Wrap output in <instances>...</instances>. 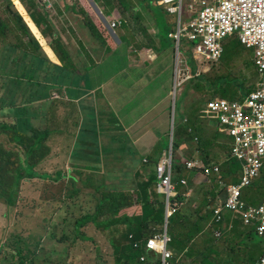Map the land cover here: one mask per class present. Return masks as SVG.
I'll use <instances>...</instances> for the list:
<instances>
[{
	"label": "crops",
	"instance_id": "obj_1",
	"mask_svg": "<svg viewBox=\"0 0 264 264\" xmlns=\"http://www.w3.org/2000/svg\"><path fill=\"white\" fill-rule=\"evenodd\" d=\"M36 1L40 11L48 14L53 26L51 34H48V37L43 36L41 28H38L29 16L23 2L18 0L16 7L25 16L23 18L41 50H37L35 42L25 34V43L22 42L21 50L17 53L20 54V57H17L20 60L13 62L11 59L14 53L6 58L8 52L5 48L16 44H4L3 62L0 63V124L17 125L18 130L23 132L31 129L42 132V137L48 124L54 131L59 130L62 122L66 130L62 134L51 133L42 142L41 150L34 151V158L31 157V150L18 145L19 141L0 135V163L3 165L0 169V249L6 245V264H27L26 257L29 255L32 264H46L48 257H51L53 264L58 258H65V261L58 260V264H76L73 259L75 256H82L80 258L83 259L92 256V253H88L90 246L88 250L80 249V243L70 247L68 239L75 226L76 208L69 198L74 190L71 179H85L87 175L96 174L93 173L95 169L98 173L96 175L107 178L110 183L116 185V189H121L120 191L133 197L131 206L125 209L130 219L123 222L120 228L130 231L132 236L136 235V239H133L139 246L167 230L172 238L168 248L177 255L182 254L185 261L191 262L190 258H186L191 245H195L197 251L202 252L205 239L215 236L218 231L221 233L219 236L230 231L228 236L231 238L232 233L239 231L240 235L235 241L244 243L247 250L237 252L241 259L243 253L248 255V262L242 263L240 260V264H253L259 257H250L251 252L253 255L256 253L255 247L250 243L251 227H246L241 219L231 212L225 213V218L220 223L214 221V201L224 199L227 195L226 188L221 189L220 181L215 178L210 184L211 187L206 185L203 188H194L192 186H196L198 182L195 178L191 180L187 176L189 174H186L184 179L189 183L188 186L179 191L176 189V200L182 199L183 205L172 217L166 215V196L163 191L157 189V181H154V185L148 182L154 177L156 164L169 150L172 153L173 138L171 139L170 135L172 125L174 126L171 114L174 107L172 110L170 91L164 85V91L156 98L155 89L146 87L154 81L153 77L149 78L152 72H156L153 67L163 63V60H157L156 56L146 58L150 60L149 67L140 71L138 67H132L127 59L122 60L119 54L124 53L123 40L116 34L117 28L111 29L104 24L107 17L104 10L109 9L99 5L97 0ZM74 4H77L76 12L82 7L85 12V9L91 10L96 15L97 21L103 25L116 46L113 52L106 53L103 48L93 44L86 28L78 22L82 19L81 16L65 8ZM115 11L117 10H112L110 14ZM0 14L4 18L1 12ZM167 22L172 23V20L168 19ZM57 38L62 45L53 50L51 40ZM155 41L153 39L152 42ZM61 57L64 59L62 64L67 67L70 64L89 65L87 74H72L67 78L68 72L63 74L58 70V67H62ZM44 58L48 61L45 64ZM45 68L48 72H45ZM129 71L136 72L137 78H128L124 81L126 84L122 81L118 89L110 91V83ZM153 76H159V72ZM144 78L148 79L144 86H137L141 81H145ZM91 79L96 82L93 87ZM168 80L170 81L169 78ZM134 96L139 98L135 111L128 104ZM139 105L146 108L137 112ZM49 119H52L53 123H50ZM195 119L198 120L197 117ZM198 122V125H195V121L189 117H184L178 122L180 125L177 127L175 139L180 141L177 158L181 159L182 163L191 160L202 161L204 155L203 151H190V141L185 135L182 137L178 133L180 128L186 126L187 132L195 133L194 128L198 135L211 141L209 147L216 151L220 149V142L225 139L226 135L219 127L202 125L200 120ZM81 137L84 139L78 144ZM39 142L41 141L38 138L32 141L34 145ZM30 158H33L34 166H31ZM221 170L223 174V169ZM55 174H61L59 181H45L48 178L46 175ZM7 175L10 182L8 184L5 179ZM147 184L148 188L142 193ZM225 184L231 185L226 181ZM206 187L208 189H204ZM138 199L140 203L137 202ZM204 199L209 203V211L203 208ZM261 202L262 199L258 205ZM197 203L199 206H196ZM200 208L202 209L198 214ZM71 212L72 218L69 217ZM203 216L206 218L201 220ZM143 221L145 222L142 228L146 229L139 230ZM187 221H200L201 232L197 230L196 236L189 243L190 246ZM65 230L68 234L66 242H58L57 236L60 239ZM253 230L256 233L254 228ZM139 231H143V235ZM172 242L176 243L171 245ZM19 243L23 244V257L26 259L24 261L22 257L18 263L16 248ZM31 243H35L34 250ZM225 250L224 248V252ZM102 251L105 256L106 248ZM85 256L87 258H84ZM228 257L232 264H236L232 252ZM202 262L204 261L198 256L194 264ZM0 264H3V261Z\"/></svg>",
	"mask_w": 264,
	"mask_h": 264
},
{
	"label": "trees",
	"instance_id": "obj_2",
	"mask_svg": "<svg viewBox=\"0 0 264 264\" xmlns=\"http://www.w3.org/2000/svg\"><path fill=\"white\" fill-rule=\"evenodd\" d=\"M10 3V8L12 11H14L13 15L15 16L16 20L19 23L20 30L23 31L25 34H27L32 41L35 42V47L37 50H41V47L38 45L36 38L34 35L30 32V29L28 25L26 24L24 18L21 16L19 12L16 11L15 7L12 5L11 1L8 0ZM29 14V16L32 18V20L36 23L38 28H41V33L43 34L44 37H48V34H51L52 30V24L50 22V19L48 17L47 13H42L39 8V4L37 3L36 0H21ZM102 3V6L104 8H108L109 10H104L106 16H108V13L111 12L112 10H117L118 13H120V9L118 8L119 3L120 7L124 11H128L130 8V5L125 2V0H98ZM140 4L145 5L148 10L152 13V16L154 17V22L157 27V36H161V38L165 37L167 40L172 41L173 40L168 36V33H166L165 36L161 35V31L169 26V24L166 22L164 24L163 22V14L164 12L155 5V0H140ZM76 6L77 4L71 6H66L65 8L69 11H72L73 13H77L78 15L81 16L82 19H79V23L83 25L88 34L89 37L91 38V41L93 42L94 45L100 46L103 48L104 52L106 53H111L116 49L115 44L113 43L112 39L106 32V30L103 28V25L100 24L97 21L96 15L91 11V10H86V12L81 8H79L78 12H76ZM124 7V8H123ZM134 10L135 8L132 7ZM120 10V11H119ZM108 11V12H107ZM46 27H44V26ZM5 24L2 21V17L0 14V34L4 35L5 32ZM119 27H123V25L120 23ZM116 27V28H119ZM228 41H230L232 44H240L242 45L241 41L239 38L236 36L233 38H228ZM51 47L53 50H56V47L61 46L62 43L57 39H52L51 40ZM156 42V41H155ZM124 43V41H123ZM5 43L0 41V63L3 62V46ZM50 44V41H49ZM91 43V45H93ZM244 46V45H243ZM10 47L9 49H12L11 47H14V49H18L17 53L20 52L21 48L20 45L18 46H8ZM8 47L5 48L6 52H8V55H6V58L10 57L11 53H16V52H11V50H8ZM152 50L156 55H160L163 51L162 49V44L161 41L158 42L157 40V45H152ZM246 48V47H245ZM252 50V49H251ZM67 55V54H66ZM191 57V56H190ZM68 58V55L66 56ZM60 60V59H59ZM192 57H191V62H192ZM48 62L46 58H44V64ZM61 64L64 62V59L61 57L60 60ZM194 63V61H193ZM57 68V67H56ZM90 68L89 65H82V66H77L70 64L69 67L66 65L62 64V67H58V70L65 74L66 72L69 73V76L67 75V78H70L72 74L75 75H80V74H87V70ZM196 67L194 70H190L192 77L187 80V85L191 87V84H195L196 87L199 89L202 87H209L211 88L213 84L215 83H222V76H219L217 79L212 80L206 75L196 74ZM45 72H48L47 69L45 68ZM234 84H237L236 79L233 81ZM243 91L244 97L250 94V92L245 89V88H240ZM208 100V99H206ZM206 100H204L202 103L205 104ZM2 102V100H0ZM204 114L202 106H200L199 111H194L193 114L189 117L190 119H193L195 121V125H198V120H200L202 125H206L205 123H202L204 121L201 116ZM197 117L198 120L195 118ZM50 123L53 120L49 119L48 120ZM180 123H178V126ZM183 126V124H181ZM177 126V127H178ZM51 125L48 124L46 131L43 133L44 136L42 137V132H38L35 130H27L26 132L18 130L17 125L16 126H10V125H5V124H0V135H5L9 140H17L18 145L26 150H31V153L33 154L34 151H40L41 150V144L43 141L46 140L48 136H50L51 133L54 132L55 135L56 132L58 134H62L66 130V126L63 125L61 122L59 125V130L54 131L51 129ZM185 131L187 133V136L189 137L190 141V146L189 149L190 151L198 152V151H203L202 154L204 155V159L202 160L203 163L206 166H212L214 164L222 167L223 169V174L221 177H213L212 179L214 180L215 178L220 181L221 183H225V181H229L230 178H235V182L240 181V175H241V170L242 166L241 163L238 162V160L231 158L230 155H227L224 157L222 154L216 153V150L210 149L209 147V142H211L207 137H203L201 135L197 134V130L193 128V132H187V128H185ZM199 132V131H198ZM87 133H89L87 131ZM175 131H173V141H172V157H173V166H172V171H173V180L176 182L178 179H184L186 174L191 180L193 178H196L195 175H201L202 170H188L186 167V164L182 160L177 158V151L178 148H180V141L175 139ZM182 137H184V127L180 128L179 132ZM194 135H197L198 141H194ZM36 138H38L41 142L38 143V145H34L32 141H34ZM93 138L94 137H90ZM79 138H77L78 140ZM84 138L81 137L78 140V144L82 142ZM90 148V147H89ZM230 154V153H229ZM215 155V156H213ZM217 155L223 157V162H218L216 157ZM34 158L33 156H31ZM33 158H30V163L31 166H34ZM192 158V157H191ZM190 159V158H189ZM1 162V161H0ZM2 163H0V169L2 167ZM33 167H31L32 169ZM96 170V169H95ZM93 170V173H97V171ZM156 173V170H155ZM154 173V177L148 181L150 184L154 185V181L157 180V176ZM87 175L85 179L82 178H74L71 179V183L73 184V193L70 196V201L75 203V220H74V228L71 230L70 237L68 241L70 242V247L74 246L75 244L80 243V249L85 248L84 250H88L89 246L92 248V256L88 258V261L91 264H113V260L115 264H161V255L151 252L147 253L146 252V243L140 245L138 248L133 247L134 239H136V235H131L130 231H124L120 228L123 222H125L129 218V214L126 213V210L129 206L132 204V198L131 195L124 193L123 191H120L121 189H116V185L110 183L107 178H104L100 175ZM48 178L45 179V181H59L61 179V174H55V175H46ZM82 177V176H81ZM9 175L5 177L6 183H10L8 181ZM20 180V178H19ZM190 180V181H191ZM156 183V184H157ZM179 186L181 185L180 182H176L175 184ZM208 183L207 179H204V184ZM157 187V185H156ZM182 187V185H181ZM148 188V184L146 187L141 191L144 193L146 189ZM85 191V192H84ZM137 202H141L140 199L137 200ZM203 208L206 211H209L208 209V201L206 199L203 200ZM202 208L198 209V214L201 211ZM125 210V212H124ZM142 212V211H141ZM141 212H139L141 214ZM73 213L71 212L69 214V217L72 218ZM132 216V215H131ZM202 216V215H201ZM206 216L201 217V220H204ZM185 220V219H184ZM145 221L140 223L139 230L146 229L142 228L143 224ZM185 224V222H184ZM190 230V240L188 242V246H190L192 239L196 236L197 230L200 229V221H195V222H189L187 221L186 224ZM185 225V226H186ZM146 227V226H145ZM140 233L143 231H139ZM201 232V230H199ZM239 232V231H238ZM238 232L232 233V240H236V237L240 234ZM139 233V234H140ZM52 236V232L50 233ZM131 235V237H130ZM222 236V235H221ZM221 236H211L208 239H205V246L202 249V252H198L197 249L195 248V245L190 246V250L187 252L186 258H190L192 261L188 262L187 260L185 261L184 258V263L185 264H194V261L197 260V257L200 256L201 259L204 261L202 264H232V260L228 257L230 255V252L234 249L233 246L230 247H225V254L222 255L218 252L216 247L214 246L215 241L219 240ZM68 234L67 231H64V235L58 239V242H62L67 240ZM134 238V239H133ZM149 237H147L148 239ZM146 239V241H147ZM225 240L228 239V235L225 234V236L222 238ZM106 248V255H103V248ZM253 252H251L250 255H252ZM145 255L146 259L145 261H141V256ZM82 256H75L73 259L75 262L83 260V258H80ZM209 257H213L215 260H210ZM49 259L45 262L46 264H53V261L51 257H48ZM259 259V258H258ZM257 259V260H258ZM56 263L58 264L59 261L57 260ZM54 262V264H56Z\"/></svg>",
	"mask_w": 264,
	"mask_h": 264
},
{
	"label": "built area",
	"instance_id": "obj_3",
	"mask_svg": "<svg viewBox=\"0 0 264 264\" xmlns=\"http://www.w3.org/2000/svg\"><path fill=\"white\" fill-rule=\"evenodd\" d=\"M155 5L175 18L177 28L169 33V37L175 43L176 54L183 38L191 44L193 60L203 67L220 61L224 53L223 42L233 36L254 51L253 62L261 78L257 87L242 101L209 100L201 118L213 120L207 125L219 127L232 138L230 156L242 166L240 182L228 186L227 197L219 200L216 222L223 219L225 210L229 211L239 216L245 226L255 227L264 239V198L258 206L248 205L242 198V191L259 178L264 167V0H155ZM183 19L187 22L183 23ZM119 24L114 20L110 27ZM190 78V71L183 74L181 69L174 70L173 98L177 90L175 85L181 87ZM186 166L190 170H202L201 176L209 181L214 176H221V168L216 164L206 166L202 161L191 160ZM156 175L158 189L167 197V217H171L180 210L183 201L176 200L170 153L158 163ZM181 183L188 184L186 180ZM217 235H220L219 231ZM170 240L167 232L155 235L147 241L146 250L159 253L162 264H184L181 257L168 249ZM138 246L133 243L134 248ZM145 259V255L141 256V261ZM253 264H264V255Z\"/></svg>",
	"mask_w": 264,
	"mask_h": 264
},
{
	"label": "rangeland",
	"instance_id": "obj_4",
	"mask_svg": "<svg viewBox=\"0 0 264 264\" xmlns=\"http://www.w3.org/2000/svg\"><path fill=\"white\" fill-rule=\"evenodd\" d=\"M139 1L140 0H125V2L130 5L128 11H124L117 2L118 8L121 10V11L119 10L120 13L115 11L113 12V14H110L109 12L108 14L110 15L107 16L108 18L105 17L106 23L104 22V24L108 25V27L111 28L110 24L112 21L121 20V24L123 25V27L117 28L116 34H119L120 39L124 41V53L121 54L120 52L119 57L121 58L122 56V60L127 59L128 61H130L132 67L135 66L138 67L139 71L141 69L143 70L147 69V66L149 67V61H150L147 59L151 58L149 56H153V57L156 56L157 60H163V63L157 64L153 67L154 70H156V72H152V76H149V78L151 79V77H153L154 81L149 86H146L151 90L155 89L154 94L156 95V98L159 94H161L164 91V85L166 86L167 90L170 91V96H171L174 87L175 69H181L183 71V74H185L187 70L188 71L194 70V68L196 67L197 69L196 74L206 75L212 80H215L219 76H222L221 78L223 80L222 83H224V84H220L218 82L213 84L211 88L202 87L200 89L196 87L195 84H191L192 86L189 87L187 85V81L184 82L181 87L175 85L177 87V90H176V97L174 99L175 100L174 112L173 113L171 112L172 117L174 119V126L172 125L173 130H172V134L170 135L172 138H173V131L177 132L178 122L182 118L190 117L194 111L200 110V106H202L203 112L205 113L206 107L205 104L202 103L204 100L211 98L213 99L223 98L229 101H242L245 99V97L243 95L242 89L240 88H245L249 92H251L257 87V84L259 81H261V78L259 77L257 67L253 62L254 59L253 50L245 48V46L240 44H235V43L232 44L230 41L226 39L223 42L224 53L219 62H217L214 65L204 64V65H209L204 67L203 65H200L199 62L193 63V61L191 62V57H190L192 51L191 44L187 43L182 38L179 44L178 54H176L175 44L173 42L167 40L165 37L161 38V36L160 37L157 36V27L153 19L154 17L153 16L151 17L152 13L150 14L148 8L145 5L140 4ZM98 2L99 5H102L100 1ZM132 7H134L135 10ZM0 12L2 13V15H4L2 21L6 26L4 30L5 34L4 35L0 34V41L7 44L12 43L14 45L16 44V46L18 45L21 46L22 42L25 43L24 36L26 35L23 31L20 30L19 23L16 20L15 16L13 15L14 11H12V9L10 8V3L8 0H0ZM162 18L164 24L168 21V19L172 20L171 25L165 28V30L163 29L161 31L162 36H165L166 33L170 31H176L177 24L173 16L170 15L168 16L164 13ZM184 22H187V19H183V23ZM114 36L115 35L113 34V37ZM153 39L156 40V42H152ZM157 40L158 42L161 41L162 44L161 51L163 52L160 55H156L153 52V50L152 52H150V50L152 49L151 46L155 44L157 45ZM8 50L9 51L11 50V52H16L13 54V57L11 59L14 60L13 62H17L18 59L20 60V58H17L20 57V54L17 55L18 49L15 50L8 48ZM109 63H111V61H109ZM110 70H112V68H110ZM157 72H159V76L157 77L153 76ZM135 73L136 72L132 73L129 71L125 74L126 76L125 75L118 76L117 79H115L112 83H110L108 87L109 90L112 91L118 89L119 86L122 85V81L124 82L125 80H128V78L136 79L137 77L135 76ZM168 78L170 79V81L168 80ZM235 79L237 84L233 83ZM146 81H148V79H145V81H141L137 86H144V83ZM91 83H92V87L96 84L94 79H91ZM124 84H126V82H124ZM136 90H139V88H136ZM174 100H172L170 103L171 108L174 103ZM138 102H139V98L137 96H134L128 104L131 107H133L135 111L136 110L135 106ZM145 108L146 106L139 105L137 108V112H140ZM210 121L213 120H205L202 121V123L207 124ZM184 127L186 128V126ZM184 135L187 139H189L185 129H184ZM225 135H226L225 139L220 142L221 143L220 149H217L216 151V153L218 154L219 153L221 155L223 154L224 157L230 155L229 153L231 151L232 142H233L230 136H228L226 133ZM77 148H81V147L77 146ZM219 155H217L218 157H216L215 159H217L218 162H223L224 158ZM195 179H196L195 181L198 183L196 184V186H192V187L199 188L201 184H204V178H202L201 176H198ZM213 181L214 180L212 179V182ZM226 183L235 184L236 183L235 178H230L229 181H226ZM206 185L211 187L210 184H205L204 187ZM176 186H177L176 189L178 191L179 189L182 188L181 185L179 186L178 183ZM204 189H208V188L206 187ZM242 194L244 201L249 202L253 205L259 204L260 200L264 198V168L261 171V177L252 186L245 188L242 191ZM200 195H202V193ZM131 198L133 201L132 196ZM196 206H199V203H197ZM225 213L228 214V211H226ZM250 230H251L250 243L256 249V253L254 255L252 254V256L250 257L251 258L257 256L260 257L264 249V240L261 239L258 236V234L254 232L253 228H250ZM32 234H34V232H32ZM226 234L229 235L230 231L226 232ZM224 236L225 234H223L221 238L215 241L214 243V246L216 247L218 252L224 255V248L233 246L234 249L232 250V254L236 259V264H240V260L242 261V263L244 261L248 262L247 254L243 253V257L241 259L239 257V253L237 252V250H240L242 252L247 250L246 245L244 243H240V241L232 240L230 236H228L229 240L222 239ZM57 238L59 239L58 236ZM240 238L241 237L239 236V239ZM175 243L176 242H172L171 245H174ZM33 245H35V243H31L32 249L34 250ZM16 250L18 252L17 261L19 263L23 257V251H24L23 244L19 243L17 245ZM0 251L2 257L0 263H2L3 261V264H6L5 260L8 255L6 245L5 247L3 246L2 249H0ZM88 253H93L92 248L88 250ZM26 258H27V264H32V261L30 260V255L27 256ZM26 258L23 257V260L25 261ZM84 258H87V256H85ZM58 260L65 261V258H58ZM210 260H215V259L211 258ZM76 264H89L88 258L83 259L81 261H77ZM113 264H115L114 260H113Z\"/></svg>",
	"mask_w": 264,
	"mask_h": 264
},
{
	"label": "clouds",
	"instance_id": "obj_5",
	"mask_svg": "<svg viewBox=\"0 0 264 264\" xmlns=\"http://www.w3.org/2000/svg\"><path fill=\"white\" fill-rule=\"evenodd\" d=\"M10 1H11L12 5L15 7L16 11L19 12V13L21 14V12L19 11V9H17V7H16V1H18V0H10ZM13 1H14L15 3H14ZM161 10H162V9H161ZM162 11H163V10H162ZM163 12H164V11H163ZM164 13H165V12H164ZM165 14H166V13H165ZM166 15H167V14H166ZM21 16L23 17L22 14H21ZM168 16H169V15H168ZM118 21H119V23H121V20H118ZM167 23H168V22H167ZM168 24L171 25V23H168ZM119 26H120V24H119ZM119 26H115V27L112 28V29H115L116 27H119ZM170 32H171V31H170ZM168 36H169V34H168ZM173 43H174V41H173ZM174 44H175V43H174ZM175 49H176V48H175ZM178 49H179V48H178ZM175 52H176V50H175ZM149 57L152 58L153 56H149ZM154 57H155V56H154ZM154 57H153V58H154ZM191 57H192V56H191ZM192 60H193V58H192ZM193 61H194V60H193ZM194 63H196V62L194 61ZM196 72H197V71H196ZM190 73H191V72H190ZM195 75L197 76V75H199V74H195ZM191 77H192V75H191ZM251 92H252V91H251ZM251 92H250V93H251ZM172 93H173V92H172ZM247 96H248V95H247ZM247 96H246V97H247ZM170 97H171V100H174L175 97H176V94H175L174 98H173V95H172V94H171ZM211 99H213V98H211ZM211 99H209V100H211ZM209 100H208V101H209ZM208 101H206L205 104H206ZM174 104H175V100H174V103H173V105H172V110H173ZM206 125H207V124H206ZM208 126H209V125H208ZM172 127H173V126H172ZM172 130H173V128H172ZM171 139H172V137H171ZM198 140H199V139H198L197 135H194V141H198ZM168 153H170L171 160H172V166H173V157H172L171 150H169ZM168 153H167V154H168ZM230 153H231V151H230ZM161 159H162V158H161ZM190 160H191V159H190ZM159 162H160V161H159ZM159 162H158V163H159ZM186 162H187V161H186ZM186 162H185V164H186ZM158 163L156 164V167H157ZM203 164H204V163H203ZM186 167H187V166H186ZM220 168H221V167H220ZM263 168H264V167H263ZM187 169H188V168H187ZM155 170H156V168H155ZM188 170H190V169H188ZM262 170H263V169H262ZM241 173H242V172H241ZM156 176H157V175H156ZM199 176H200V175H199ZM221 176H222V170H221ZM221 176H219V177H221ZM202 177H203V176H202ZM214 177H217V176H214ZM219 177H217V178H219ZM260 177H261V174H260L259 178H260ZM212 178H213V177H212ZM212 178L210 179V181L208 180V183H206V184H211V182H212ZM259 178H258V179H259ZM204 179H205V178H204ZM182 180H185V179H182V178H181V179H178L176 182H180V183H181ZM240 180H241V176H240ZM176 182L174 181L175 189H176V184H175ZM239 182H240V181H239ZM239 182H236L235 184H238ZM254 183H255V182H254ZM254 183H253V184H254ZM253 184H252V185H253ZM181 185H182V187H184V188H186V187L188 186V185H183L182 183H181ZM204 185H205V184H201V185L199 186V188H203ZM220 185H221V187H222L221 189L226 188V191H227V187H228V186H226L225 183H221ZM231 185H234V184H231ZM231 185H229V186H231ZM252 185H251V186H252ZM157 189H158V183H157ZM158 190H159V189H158ZM160 191H163V190H160ZM199 191H200V189H199ZM163 192H164V191H163ZM164 195L166 196L165 193H164ZM226 197H227V195H226ZM242 198H243V197H242ZM224 199H225V198H224ZM224 199H221V200H224ZM166 200H167V197H166ZM244 202H245V201H244ZM214 203H215V207H214V209H213V215H214V221L216 222V220H215V210H216V208L218 207L219 201H217V202L214 201ZM245 203H246V202H245ZM246 204H247V203H246ZM184 205H185V202H184ZM166 206H167V205H166ZM180 209H181V208H180ZM179 211H180V210H179ZM179 211H178V212H179ZM178 212H177V213H178ZM225 212H226V210L224 211V213H223V215H222V216H223V219H222V220H224V218H225V217H224ZM228 212H229V211H228ZM175 214H176V213H175ZM166 215H167V213H166ZM172 216H173V215H172ZM172 216H171V217H172ZM238 217H239V216H238ZM239 218H240V217H239ZM241 221H242V220H241ZM220 222H221V221H220ZM220 222H219V223H220ZM216 223H218V222H216ZM243 224H244V223H243ZM247 227H248V226H247ZM251 228H254V229H255V227H251ZM255 230H256V229H255ZM166 232H167V230H166ZM256 233H257V232H256ZM167 234H168V233H167ZM220 234H221V233H220ZM168 235H169V234H168ZM215 235H216V236H219V235H217V233H216ZM169 236H170V235H169ZM258 236H259V235H258ZM259 237H260V236H259ZM260 238H261V237H260ZM261 239H263V238H261ZM171 240H172V238H171ZM171 240H170V242H171ZM263 240H264V239H263ZM170 242H169V243H170ZM146 243H147V242H146ZM138 247H139V246H138ZM145 247H146V245H145ZM168 247H169V245H168ZM145 249H146V248H145ZM168 249H169V248H168ZM169 250H170V249H169ZM171 251H172V250H171ZM146 252H147V250H146ZM172 252H173V251H172ZM0 253H1V251H0ZM147 253H148V252H147ZM149 253H151V252H149ZM155 253H156V252H155ZM173 253H174V252H173ZM157 254H159V253H157ZM174 254H175V253H174ZM159 255H160V254H159ZM175 255L181 257L182 261L184 262V257L182 258V254H179V255L175 254ZM263 255H264V253H263L261 256H263ZM261 256H260V257H261ZM145 257H146V256H145ZM260 257H259V258H260ZM0 259H1V255H0ZM161 260H162V258H161ZM256 261H257V260H256ZM256 261H255V262H256ZM255 262H254V263H255ZM161 264H162V263H161ZM184 264H185V263H184Z\"/></svg>",
	"mask_w": 264,
	"mask_h": 264
},
{
	"label": "bare ground",
	"instance_id": "obj_6",
	"mask_svg": "<svg viewBox=\"0 0 264 264\" xmlns=\"http://www.w3.org/2000/svg\"><path fill=\"white\" fill-rule=\"evenodd\" d=\"M17 2V1H16ZM17 5V4H16Z\"/></svg>",
	"mask_w": 264,
	"mask_h": 264
},
{
	"label": "water",
	"instance_id": "obj_7",
	"mask_svg": "<svg viewBox=\"0 0 264 264\" xmlns=\"http://www.w3.org/2000/svg\"><path fill=\"white\" fill-rule=\"evenodd\" d=\"M171 134H172V132H171Z\"/></svg>",
	"mask_w": 264,
	"mask_h": 264
}]
</instances>
